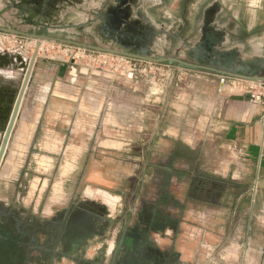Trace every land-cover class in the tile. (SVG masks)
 I'll return each instance as SVG.
<instances>
[{
	"label": "rangeland",
	"instance_id": "obj_1",
	"mask_svg": "<svg viewBox=\"0 0 264 264\" xmlns=\"http://www.w3.org/2000/svg\"><path fill=\"white\" fill-rule=\"evenodd\" d=\"M8 37L0 44L15 49ZM45 44L42 57L53 62L82 52ZM72 66L76 76L63 78L44 66L23 100L0 167V218L13 213L27 228L86 201L102 204L112 216L104 233L53 264H141L148 246L165 252L160 264H264V144L258 157L219 125L210 130L217 77L179 64L116 69L89 53ZM132 233L141 246L127 262L123 239Z\"/></svg>",
	"mask_w": 264,
	"mask_h": 264
},
{
	"label": "water",
	"instance_id": "obj_2",
	"mask_svg": "<svg viewBox=\"0 0 264 264\" xmlns=\"http://www.w3.org/2000/svg\"><path fill=\"white\" fill-rule=\"evenodd\" d=\"M9 2L5 11L17 10L12 15L18 23L28 27L39 24L31 21V18L36 17L46 20L40 24L45 29L54 27L55 23L60 24L71 15L79 17L82 21L72 31L95 38L98 44L24 32L0 24L1 32L37 39L31 57L26 56L24 51L10 52L0 46V167L6 158L9 141L20 116L43 41L72 44L153 63L179 64L186 69L206 70L221 74L223 77L264 81L263 57L240 58L236 47L224 48L226 38L220 30H210L207 37L204 35L199 40L188 41L183 34L184 26L187 25L182 18L178 19L180 27L172 26V23L166 21L158 22L159 15L156 12L158 5H143L135 10L130 1L125 6V0H10ZM168 37L177 40L178 43L168 45ZM75 70L74 66L69 68L67 63L60 64L58 76L64 77L67 72L73 74ZM233 98L246 100L248 95L233 96Z\"/></svg>",
	"mask_w": 264,
	"mask_h": 264
},
{
	"label": "crops",
	"instance_id": "obj_3",
	"mask_svg": "<svg viewBox=\"0 0 264 264\" xmlns=\"http://www.w3.org/2000/svg\"><path fill=\"white\" fill-rule=\"evenodd\" d=\"M9 1L0 0V23H18L12 15L17 10L5 11V8L10 3ZM143 5H158L156 8V12L159 15L158 22L166 21L172 23V26L180 27L181 24L177 25L176 22L179 18H182L187 25L185 36L190 41L199 40L204 35L207 37L210 30H220L223 31L226 38L224 48L236 47L240 53V58H251L253 56L264 58V0H145L139 6ZM139 6H137V1H133L132 8L136 10ZM78 19L80 23L82 19ZM79 41L98 44L96 39L90 36L87 38L81 36ZM49 63L56 66L57 77L61 78L58 76L59 66H57V63L41 57L34 67L26 94L31 91L34 82L41 76L43 67ZM188 71V74H191L190 72L198 70L188 69ZM207 73L217 77L219 80L218 86L209 95L211 96L209 101L211 110L207 121L210 130L219 125L221 129H224L222 133L231 137L234 140L233 142L240 147L241 152L246 151V149L258 151L255 154H258L259 157L264 144V132L260 123L264 107L262 104L253 101L248 93L236 89L235 80H232V78H225L221 74L210 71ZM229 85L232 90L227 91L226 88ZM242 95H248V99L239 100L233 98V96ZM167 108L168 105L165 101L159 105L158 119L161 118L160 122L163 121ZM20 117L21 113L15 127ZM41 119L43 118L41 117ZM260 170L261 161L259 162L258 158V174ZM98 190L107 201H111V198H117L116 195L107 194L101 191L100 188ZM108 216L112 217L109 213Z\"/></svg>",
	"mask_w": 264,
	"mask_h": 264
},
{
	"label": "flooded vegetation",
	"instance_id": "obj_4",
	"mask_svg": "<svg viewBox=\"0 0 264 264\" xmlns=\"http://www.w3.org/2000/svg\"><path fill=\"white\" fill-rule=\"evenodd\" d=\"M129 1L132 5L133 1H137V6H139L145 0H125V6ZM78 18L71 15L60 24L55 23L54 27L47 29L43 25H40L46 20L39 17L31 18V21L39 23L38 25L32 24L33 26L31 27L20 23L1 22L0 24L6 27H14L24 32L79 41V37L87 38L88 35L72 31L74 27H78ZM176 24L180 25V22L177 21ZM62 25L66 26L63 27ZM184 29L183 34L186 35L187 26H184ZM177 43V40L171 37L167 38L168 45L172 46ZM168 52L170 53V51ZM6 214H9L6 219L0 218V237L3 232H6L8 237L12 233L10 237L18 245L14 247L0 246V254L8 253L6 256L8 259L4 264H53V257L61 258V256L70 257L71 255H78L90 239L104 233L110 222L108 210L103 205L94 201L77 204L70 212L60 214L58 218L51 222L49 220L39 223L28 222L26 224L27 228L25 226L24 228L22 227V222L18 216L16 217V215L10 212ZM134 232L136 231L134 230ZM37 233H42L46 237L44 244L38 243ZM140 239L141 236L133 233L124 237V248L128 250L125 258L127 262H132V259L136 257V249L141 246ZM110 249L112 251L113 244H111ZM35 251L39 253L36 256H34ZM144 251L143 257L146 258V261L141 264H149L151 261L155 264H160L165 261L164 255L166 254L165 252L161 253L159 249L157 250L148 246ZM153 255L155 257H152ZM168 256L173 257L171 254ZM76 262L79 264V258H76ZM83 264L86 263L83 262Z\"/></svg>",
	"mask_w": 264,
	"mask_h": 264
},
{
	"label": "built area",
	"instance_id": "obj_5",
	"mask_svg": "<svg viewBox=\"0 0 264 264\" xmlns=\"http://www.w3.org/2000/svg\"><path fill=\"white\" fill-rule=\"evenodd\" d=\"M0 34H3L5 38H9L8 36L11 35L14 39L13 42H15L16 44L15 49H6L4 45L2 46L3 48L9 50L10 52L24 51L26 56L28 57L32 56L35 47L37 45V39H32L23 35L11 34L1 31ZM49 48L50 45H46L45 41H43L41 47L39 48L38 59L43 56V53L49 51ZM77 48L82 52H74L68 58L66 56H59L58 59L56 60L57 66L63 63H67L70 68L72 64H76V61H78L80 57H83V54L89 53L90 57L93 58V60H98V62H100L101 64L109 65L115 67L116 69L122 66L124 63L130 64V66L133 68V71L135 72L137 69H141L143 66H144V71H146L147 69L149 70L158 69L157 65L159 63H153V62L140 60L128 56L118 55V54L96 51L79 46H77ZM227 78H232V77H227ZM234 83L236 89L248 93L253 101L262 104V106L264 107V81H250V80L236 78ZM260 123L264 132V113L260 119Z\"/></svg>",
	"mask_w": 264,
	"mask_h": 264
},
{
	"label": "trees",
	"instance_id": "obj_6",
	"mask_svg": "<svg viewBox=\"0 0 264 264\" xmlns=\"http://www.w3.org/2000/svg\"><path fill=\"white\" fill-rule=\"evenodd\" d=\"M12 234V233H11ZM7 235L6 232L2 233V236L0 237V246H9V247H14L17 246L18 244L12 239V235ZM7 236V237H6ZM8 255V253L5 254H0V262H6V260L8 259L6 256Z\"/></svg>",
	"mask_w": 264,
	"mask_h": 264
},
{
	"label": "bare ground",
	"instance_id": "obj_7",
	"mask_svg": "<svg viewBox=\"0 0 264 264\" xmlns=\"http://www.w3.org/2000/svg\"><path fill=\"white\" fill-rule=\"evenodd\" d=\"M0 46L2 47L3 46V44H0ZM76 74H77V72H76V70L73 72V75L74 76H76ZM225 85V84H224Z\"/></svg>",
	"mask_w": 264,
	"mask_h": 264
}]
</instances>
